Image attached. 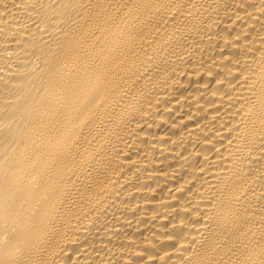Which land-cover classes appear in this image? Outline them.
Listing matches in <instances>:
<instances>
[{
    "label": "bare ground",
    "instance_id": "6f19581e",
    "mask_svg": "<svg viewBox=\"0 0 264 264\" xmlns=\"http://www.w3.org/2000/svg\"><path fill=\"white\" fill-rule=\"evenodd\" d=\"M0 264H264V0H0Z\"/></svg>",
    "mask_w": 264,
    "mask_h": 264
}]
</instances>
